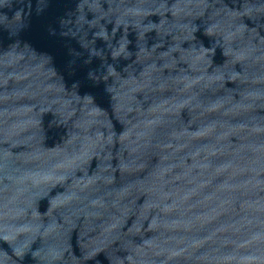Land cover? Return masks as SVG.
<instances>
[{
  "label": "water",
  "instance_id": "95a60500",
  "mask_svg": "<svg viewBox=\"0 0 264 264\" xmlns=\"http://www.w3.org/2000/svg\"><path fill=\"white\" fill-rule=\"evenodd\" d=\"M0 264H264V0H0Z\"/></svg>",
  "mask_w": 264,
  "mask_h": 264
}]
</instances>
